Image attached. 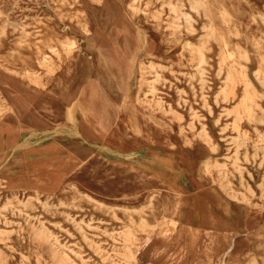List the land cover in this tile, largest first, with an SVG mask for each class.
Wrapping results in <instances>:
<instances>
[{"label":"rangeland","instance_id":"374dc122","mask_svg":"<svg viewBox=\"0 0 264 264\" xmlns=\"http://www.w3.org/2000/svg\"><path fill=\"white\" fill-rule=\"evenodd\" d=\"M0 264H264V0H0Z\"/></svg>","mask_w":264,"mask_h":264},{"label":"bare ground","instance_id":"6f19581e","mask_svg":"<svg viewBox=\"0 0 264 264\" xmlns=\"http://www.w3.org/2000/svg\"><path fill=\"white\" fill-rule=\"evenodd\" d=\"M181 5H182V3H181ZM3 13V12H2ZM184 16H185V18H188L185 14H184ZM85 30V29H84ZM137 31H138V29H137ZM85 34H86V40H87V42H86V50L87 51H92V50H94L96 47V50H97V52H98V54L99 55H101V56H103L104 57V59H112V58H115V57H120V53H119V49L117 48V47H112L111 49H110V51L108 52V51H106V50H103V49H101V47L98 45L99 44V41L97 40V37L94 35H92V34H90V31L88 30V29H86L85 30ZM137 34V33H136ZM139 34V33H138ZM171 37V36H170ZM140 38V37H139ZM146 40V39H145ZM65 45H68V46H72V45H74L75 43L74 42H72V41H67V42H65L64 43ZM79 50V49H78ZM81 51V50H80ZM197 53H198V65L199 66H201L204 62H205V57H204V54L203 53H201V51H199V50H197ZM53 56H55V57H51L50 55H48V56H46V57H44L45 58V60H46V62H45V64L47 63L48 64V66H53V65H55V64H57L56 63V59H60L61 60V63H62V61H63V59L61 58V57H59L58 56V54H53ZM132 62V61H131ZM80 63H81V61H80ZM80 63H79V66H80ZM78 66V67H79ZM87 68H88V66L86 67V69H85V71H87ZM135 68V67H134ZM62 70H63V63H62V65H61V69H60V72H58L59 73V75L58 76H60L61 75V73H62ZM84 70V69H83ZM84 71V72H85ZM201 74H202V72H200ZM54 76H51V78L50 79H54L53 78ZM156 78H157V76H156ZM145 82V80L144 79H140V82H139V86H141L142 85V83H144ZM247 83V82H246ZM132 86V85H131ZM67 84H66V82H64L63 81V83H62V90H64V94L66 93V91H68L67 90ZM91 87H93V86H91ZM147 87L150 89V91H153L154 90V87L152 86V82H147ZM90 91H91V93H90V96H91V98H92V100L94 99V97L96 96V89H94V88H90ZM74 95H76V96H78V98H79V100H81V102L83 103V105L84 106H86L87 108H88V110H89V115L90 116H93V117H96V116H98V118H101L100 119V122L102 123V122H104V121H101L102 120V117L104 116V114L106 113V109L109 107L107 104H105V102H100V103H97L96 105L98 106V110H95V112H94V110H93V108L95 107L94 105V103H92L91 101H89V96H88V98H86V97H84V95H85V92L83 91V90H80V92H79V94L77 93V91L74 93ZM65 98H67V101L68 102H70V103H72L71 101L73 100V97H65L64 96V99ZM138 98V97H137ZM76 102H77V100H76ZM91 103V104H90ZM94 104V105H93ZM156 104H158L159 106H160V108H162V104H160V102L158 101ZM77 105V104H76ZM79 107V106H78ZM78 107H76V109L74 108V110H75V113L78 111ZM83 107V106H82ZM80 108V107H79ZM178 118H180V116H178ZM96 119V118H95ZM257 121V120H256ZM103 124V123H102ZM57 132H60L59 131V128H56L55 129V133H57ZM65 132V131H64ZM69 133V132H68ZM201 134L208 140V135L206 134V131H205V129H202V132H201ZM80 135V137H81V135H82V138H86V137H84V136H86V135H84L83 133H81V134H79ZM112 141H113V143L115 142V140H113V138L111 139ZM116 146H118V148H121L122 147V144H120V143H118V145H117V143H116ZM98 147V146H97ZM142 150V149H141ZM101 151V150H100ZM131 153H132V151H131ZM112 155H115V154H112ZM141 155V154H140ZM144 156V155H143ZM135 158V157H134ZM113 159V158H112ZM130 161V160H129ZM138 161V160H137ZM133 162V161H132ZM187 183V182H186ZM174 186V185H173ZM173 186H172V188H173ZM171 188V189H172ZM173 190V189H172ZM192 192V191H191ZM195 207H197L196 205H193V206H191L190 208H189V210L187 209L186 210V212H184V214H183V216L185 217V216H187L188 215V213L189 212H191L193 209H194V212H192V214H194V216L196 217L195 219L197 220H199L198 221V223L196 224V226H198V225H205V224H209L210 223V221H209V219H208V217H206L205 216V214L203 213V211H202V219H200V217H198V212L196 211V209H195ZM193 208V209H192ZM201 209V208H200ZM191 216V215H190ZM194 222H196V221H194ZM194 225H195V223H194ZM129 239H130V237H125V239H124V241L125 242H128L129 241ZM126 257H133V255L132 254H127L126 255ZM64 259H69V258H67L66 256L64 257Z\"/></svg>","mask_w":264,"mask_h":264}]
</instances>
